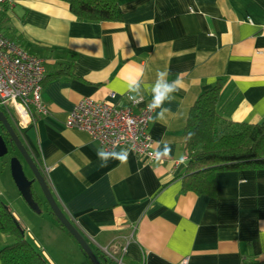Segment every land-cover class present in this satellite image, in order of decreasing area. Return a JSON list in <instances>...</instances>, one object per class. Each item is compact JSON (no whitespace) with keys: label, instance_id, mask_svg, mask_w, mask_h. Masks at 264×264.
Wrapping results in <instances>:
<instances>
[{"label":"crops","instance_id":"obj_1","mask_svg":"<svg viewBox=\"0 0 264 264\" xmlns=\"http://www.w3.org/2000/svg\"><path fill=\"white\" fill-rule=\"evenodd\" d=\"M119 5L120 22L77 20L58 0H18L4 12L9 32L46 63H62L65 51L75 53L73 76L42 85L46 112L33 111L20 132L57 204L94 253L107 259L103 264L264 259V169L216 172L215 196L181 188L189 110L218 78L226 81L217 107L221 115L249 124L264 120V0H119ZM159 71L168 73L166 82L179 78L182 84L153 108L152 162L122 146L106 151L86 132L65 127L68 112L86 97L103 101L113 92L122 104L128 93L151 104ZM134 81L138 86L130 90ZM98 151L126 153L127 159L101 166ZM45 214L69 249L60 251L58 243L46 253L33 242L46 264H91ZM7 244L0 234V249Z\"/></svg>","mask_w":264,"mask_h":264},{"label":"trees","instance_id":"obj_2","mask_svg":"<svg viewBox=\"0 0 264 264\" xmlns=\"http://www.w3.org/2000/svg\"><path fill=\"white\" fill-rule=\"evenodd\" d=\"M58 1L67 4L69 12L80 21L97 23L123 20L119 0ZM15 43L25 50L28 49L24 43ZM52 50L58 49L53 48ZM29 52L39 57L34 52L30 50ZM65 53L67 61L62 63H46L45 58L39 57L43 60L44 66L42 85L53 79L73 76L72 66L75 53L71 51H65ZM225 84V79L218 78L209 90L199 94L189 110L183 131L188 159L185 175L182 178L181 188L183 191H191L197 195L215 196L216 172L264 169V120L260 123L249 124L235 122L221 115L217 107ZM6 117L17 132L10 117L8 115ZM0 135L3 136L12 151H17L1 124ZM17 153L19 154L18 151ZM31 192L33 199L40 206L42 200L33 189ZM43 203L46 211L57 222L58 227L66 231L54 217L44 197ZM25 231V228L21 230L17 226V220L9 207L0 202V234L11 240L9 244L0 249L1 264H46L40 253L25 238ZM79 249L84 255L80 247ZM95 254L101 264L107 261L99 253L95 252ZM241 264H264V259L260 260L255 257L243 259Z\"/></svg>","mask_w":264,"mask_h":264},{"label":"built area","instance_id":"obj_3","mask_svg":"<svg viewBox=\"0 0 264 264\" xmlns=\"http://www.w3.org/2000/svg\"><path fill=\"white\" fill-rule=\"evenodd\" d=\"M17 2L0 0V13L10 12ZM43 77V60L4 36L0 28V107L16 128L25 129L33 111L46 112L41 103ZM132 97L124 94L122 104L113 92L103 101L83 98L68 112L64 125L86 132L106 151L122 146L152 162L157 158L148 134L153 108L141 98ZM178 264H188V257Z\"/></svg>","mask_w":264,"mask_h":264},{"label":"rangeland","instance_id":"obj_4","mask_svg":"<svg viewBox=\"0 0 264 264\" xmlns=\"http://www.w3.org/2000/svg\"><path fill=\"white\" fill-rule=\"evenodd\" d=\"M17 11H19V9H17ZM8 21H9V14L0 13V28L3 34L11 38L13 41L18 42L19 44L23 43L22 40L17 39L11 34V32H9V28L6 27L9 24ZM2 111L5 113L4 109ZM16 129H17L18 135L20 136V131L23 129H18V128ZM8 148H9L8 153L5 156L0 157V202L3 203L5 206L9 207L13 215H16L21 220H24L25 223L23 221L22 222H23V227L26 230L25 238L32 246H34L33 242H36L38 243L39 247L43 248V250H45V252L47 253L49 250L56 251L55 245L60 243L59 245L60 251H69V249L66 247L65 241L62 240L63 238H61V234L56 232L58 228H53L51 224L48 222V220H45L47 217V215L45 214L46 207H45V204L43 203V195L41 193V190L38 184L34 182L32 185V189L42 200V203L39 206L41 213L38 214V213L31 211L26 201L23 200V198L21 197L18 191V188L12 179V175L10 172V163L11 161L14 160L16 156L19 157V154L17 153V151H12L10 146ZM21 163H23L22 165H23V170L25 174L28 177L31 176L32 173L30 169L28 168V166L25 164V162L21 160ZM56 227H58V225H56ZM62 233L64 237H68L69 239H71V241H73L72 243H75L74 245L75 246L77 245L76 247L77 249H79V245L73 239V237H71L64 230ZM59 235H60V238H57L59 237ZM5 239L8 242L11 241L6 236H5ZM86 259L88 260V263H90V260L87 257Z\"/></svg>","mask_w":264,"mask_h":264},{"label":"water","instance_id":"obj_5","mask_svg":"<svg viewBox=\"0 0 264 264\" xmlns=\"http://www.w3.org/2000/svg\"><path fill=\"white\" fill-rule=\"evenodd\" d=\"M0 124L3 126L4 130L8 134L10 142L19 152L21 158L23 159V161L25 162V164L28 166V168L32 173L31 174L32 178L29 179L28 176L25 174L21 160H19L18 157L17 158L15 157L14 160L11 161L10 172L12 175V179L15 185L17 186L18 191L21 197L23 198V200L26 201L27 205L31 210H33L36 213L40 212L39 206L37 202L33 199L31 192L32 185L34 182H36L41 190L44 200L48 204L56 220L66 229V231L71 235V237H73V239L77 242L84 255L90 260L91 264H101L96 254L85 240V238L81 235V233L77 230V228L73 225V223L66 217V215L63 213V211L57 204L41 170L37 166L33 157L30 155L29 151L24 146L15 128L13 127V125H11L10 121L8 120L5 113L1 109H0ZM8 150H9L8 143H6L3 136L0 135V157L5 156L8 153ZM17 226L21 230H23L24 228L23 225H21V223L18 222V220H17Z\"/></svg>","mask_w":264,"mask_h":264},{"label":"clouds","instance_id":"obj_6","mask_svg":"<svg viewBox=\"0 0 264 264\" xmlns=\"http://www.w3.org/2000/svg\"><path fill=\"white\" fill-rule=\"evenodd\" d=\"M167 74L168 73L166 71L157 72V81L152 89L153 100L152 103L149 105L150 108L161 107L164 101L169 99V95L171 93H174L181 86L182 82L180 81L179 78L171 83L166 82L164 77ZM133 86H138V81H134L130 85V90H135ZM132 99H135V97H132ZM97 155L102 162L101 166H105L109 159H119L121 162H125L127 159L126 153L109 154L103 151H98Z\"/></svg>","mask_w":264,"mask_h":264},{"label":"flooded vegetation","instance_id":"obj_7","mask_svg":"<svg viewBox=\"0 0 264 264\" xmlns=\"http://www.w3.org/2000/svg\"><path fill=\"white\" fill-rule=\"evenodd\" d=\"M10 119H11V118H10ZM11 122H13V121H12V119H11ZM8 147H9V146H8ZM8 149H9V148H8ZM16 157H17V156H16ZM18 158H19L20 160H23V159L21 158V156H20V155H19V157H18ZM22 164H23V163H22ZM28 178H29V179H31V178H32V175H31V176H29Z\"/></svg>","mask_w":264,"mask_h":264}]
</instances>
